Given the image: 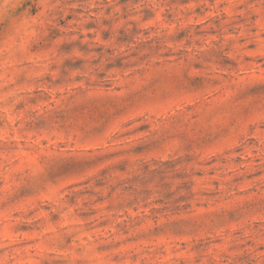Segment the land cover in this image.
<instances>
[{"label": "rangeland", "instance_id": "rangeland-1", "mask_svg": "<svg viewBox=\"0 0 264 264\" xmlns=\"http://www.w3.org/2000/svg\"><path fill=\"white\" fill-rule=\"evenodd\" d=\"M0 264H264V0H0Z\"/></svg>", "mask_w": 264, "mask_h": 264}]
</instances>
